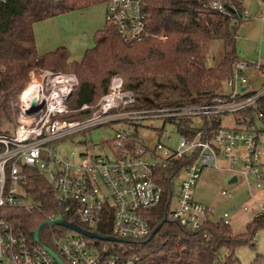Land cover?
<instances>
[{
	"label": "built area",
	"instance_id": "1",
	"mask_svg": "<svg viewBox=\"0 0 264 264\" xmlns=\"http://www.w3.org/2000/svg\"><path fill=\"white\" fill-rule=\"evenodd\" d=\"M224 4L214 0L210 7L230 14ZM260 5L258 19L264 21V1ZM247 16L245 10L243 17ZM104 20L105 28L114 30L124 43L140 42L150 34L141 0H106ZM246 65L238 61L233 66L226 81L231 84L229 93L202 104L142 106L131 90L122 88V78L112 76L107 92L94 105L82 104L77 110L66 103L78 84L73 73L49 71L39 77L31 70L17 97V123L11 134H0V264H57L45 246L63 264H138V256L128 253L127 244L150 236L147 212L161 201L163 192L159 173L177 162L183 164L175 173L178 186L169 215L179 225L196 229L207 220L230 225L234 208L216 220L215 208L194 197L200 174L209 168L227 172L228 183L243 184L247 201L240 205L241 211L249 212L251 219L264 216V129L244 127L236 119L237 128L223 127L220 120L255 108L264 96V85L254 91L245 88ZM86 110L90 111L80 119L69 115ZM147 119L173 126L176 144L161 135L149 144L136 130H118L109 155H60L55 145L96 126ZM31 167L52 186L57 204L54 212L43 215L46 229L42 240L38 235V242L15 226L4 211L39 210L24 188L25 169ZM221 194L228 199L232 196L227 188ZM58 214L86 232L109 239L50 224Z\"/></svg>",
	"mask_w": 264,
	"mask_h": 264
},
{
	"label": "trees",
	"instance_id": "2",
	"mask_svg": "<svg viewBox=\"0 0 264 264\" xmlns=\"http://www.w3.org/2000/svg\"><path fill=\"white\" fill-rule=\"evenodd\" d=\"M105 1L0 0V124L14 127L19 111L17 97L29 81L30 71L36 68L76 75L78 84L66 100L72 110L82 104L94 105L107 92L112 75H120L122 88L131 90L142 106L195 105L223 95L219 90L240 61L235 31L245 11L241 0H219L240 13V18L211 8L214 0H141L150 33L144 40L124 43L114 30L104 27L79 61L71 60L64 46L38 55L33 31L36 21ZM213 39L221 44V59L209 65L208 46ZM259 69L264 71V66ZM236 120L244 127L259 125L264 129V96L255 108L239 112ZM0 134L10 131L0 130ZM182 164L177 162L160 171L162 198L147 212L150 230L160 226L150 238L129 241L128 253L138 256V264H240L237 250L254 246L255 233L264 229V216L251 219L241 233L213 220L196 229L179 225L169 213L175 173ZM25 173L26 194L39 210L4 211L15 226L30 234L44 221V214L57 209V204L52 186L38 169L27 168ZM45 229H39L40 240ZM258 258L254 264H261Z\"/></svg>",
	"mask_w": 264,
	"mask_h": 264
},
{
	"label": "rangeland",
	"instance_id": "3",
	"mask_svg": "<svg viewBox=\"0 0 264 264\" xmlns=\"http://www.w3.org/2000/svg\"><path fill=\"white\" fill-rule=\"evenodd\" d=\"M241 1L243 8L248 12V16L243 17L237 23L235 47L239 60L247 64L244 70L246 76L245 88L254 91L264 85V71L256 68V65L264 66V21L258 19L261 13V0ZM104 12L105 4L101 3L36 21L33 25V31L38 55L42 56L58 46H64L69 51L70 59L79 61L85 50L94 45L96 35L104 29ZM220 59L221 44L218 40L213 39L208 46V64L214 65ZM33 70L39 77L45 72H49V70L41 68ZM230 88L231 84L224 82L219 93L225 95L230 92ZM237 115L230 114L222 117L220 119L221 125L228 128H237L238 125L235 123V119L238 118ZM73 117L80 119L81 115ZM17 118L18 115L15 118V125ZM14 127L2 122L0 124V130L10 131V134ZM118 130H136L137 136L149 144L154 143L159 135H161V138L169 136L171 145H175L178 138L175 128L169 123L163 124L158 119H147L137 121L134 124L114 122L96 126L75 132L59 140L55 145L60 155H69L70 152L75 155L79 153L109 155L114 144L115 132ZM75 159H77L76 156ZM228 177V173L223 170L211 168L203 170L194 189V197L197 201L215 208L216 212L213 218L216 220L223 211L234 208L235 212L230 219V227L234 232L241 233L251 220L249 212H243L240 209V205L247 201V193L242 183H228ZM177 186L178 181L175 182L174 193ZM222 188L229 189L232 194L231 198L228 199L221 194ZM237 256L240 264H254L257 256H259L258 259H261V264H264V229H259L255 233L254 246H241L237 250Z\"/></svg>",
	"mask_w": 264,
	"mask_h": 264
},
{
	"label": "water",
	"instance_id": "4",
	"mask_svg": "<svg viewBox=\"0 0 264 264\" xmlns=\"http://www.w3.org/2000/svg\"><path fill=\"white\" fill-rule=\"evenodd\" d=\"M224 7L226 9L227 12H229L230 14L234 15V17L236 18H240L241 17V14L238 13L237 11H235L229 4H224ZM234 177H232L230 179V181H234ZM47 222L46 221H43L40 223V225L38 226V228L36 230H34L33 232H31V236L33 238L34 241H37L38 242V232H39V229L45 225ZM50 224H60V225H63V226H66L68 228H72L74 230H77V231H80L81 233L89 236V237H100V238H103V239H109L107 237H101V236H98L94 233H89V232H86L85 230H83L82 228H80L79 226L73 224V223H69V222H66L63 217L58 214L57 216H55L53 219H51L49 221ZM160 225H157L152 231H151V234L149 236L152 237L153 234L158 230ZM46 250L50 253V255L55 259V261L57 262V264H63L62 261L60 260V258L57 256V254L48 246H45Z\"/></svg>",
	"mask_w": 264,
	"mask_h": 264
}]
</instances>
